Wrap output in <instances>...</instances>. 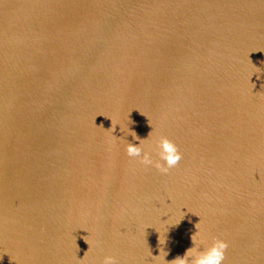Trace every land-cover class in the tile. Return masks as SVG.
Segmentation results:
<instances>
[{
	"label": "water",
	"instance_id": "obj_1",
	"mask_svg": "<svg viewBox=\"0 0 264 264\" xmlns=\"http://www.w3.org/2000/svg\"><path fill=\"white\" fill-rule=\"evenodd\" d=\"M197 223L264 264V0H0V264H159Z\"/></svg>",
	"mask_w": 264,
	"mask_h": 264
},
{
	"label": "clouds",
	"instance_id": "obj_2",
	"mask_svg": "<svg viewBox=\"0 0 264 264\" xmlns=\"http://www.w3.org/2000/svg\"><path fill=\"white\" fill-rule=\"evenodd\" d=\"M116 125L120 124L115 123L112 120V135ZM120 130L127 135L131 134L133 139L139 140V143L128 142L125 145V151L129 157L138 158L139 162L144 166H152L162 173H167L170 168L177 165L182 159V152L179 150L178 145L167 136L153 135V126L145 139H140L134 130L129 129L128 125L126 128H123L120 125ZM113 137L115 139L120 138L115 135H113ZM149 137H151L150 140ZM153 151H155L156 157L158 158H153ZM198 225L199 223L196 225V232L191 237L193 244L186 249L183 255H177L173 260L168 261L165 259L167 252L163 247L160 248L158 255H152L151 251L150 255L158 260L159 264H223L225 250L228 248V242L225 239L215 236L211 237L210 242H208V237L201 232ZM159 240L161 245L164 244L165 236L163 235V240H161V233ZM90 248L91 246L88 243V249L84 253V256L80 258L81 261H83L88 255ZM102 264H117L116 258L113 255H105Z\"/></svg>",
	"mask_w": 264,
	"mask_h": 264
}]
</instances>
